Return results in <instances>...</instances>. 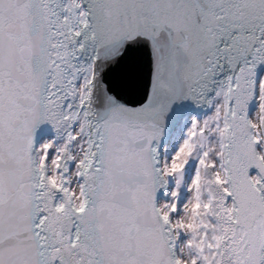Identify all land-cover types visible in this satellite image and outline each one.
<instances>
[{
	"label": "snow or ice",
	"instance_id": "6c2138e0",
	"mask_svg": "<svg viewBox=\"0 0 264 264\" xmlns=\"http://www.w3.org/2000/svg\"><path fill=\"white\" fill-rule=\"evenodd\" d=\"M254 119L264 0H0V264H264Z\"/></svg>",
	"mask_w": 264,
	"mask_h": 264
},
{
	"label": "rangeland",
	"instance_id": "374dc122",
	"mask_svg": "<svg viewBox=\"0 0 264 264\" xmlns=\"http://www.w3.org/2000/svg\"><path fill=\"white\" fill-rule=\"evenodd\" d=\"M254 115V114H253ZM51 138V137H48ZM191 180V173L188 172V174L185 176V183H184V187L181 189V193H180V198H179V203H178V213L174 214V215H178L180 210L183 207V204L187 202V200L189 199L191 193H189L187 191V185L188 183H190ZM175 189V181L172 179V182L168 185L167 187V192H166V200L165 199H161V202H169L171 201L172 197H171V192ZM184 239L183 234L181 235V240Z\"/></svg>",
	"mask_w": 264,
	"mask_h": 264
},
{
	"label": "water",
	"instance_id": "95a60500",
	"mask_svg": "<svg viewBox=\"0 0 264 264\" xmlns=\"http://www.w3.org/2000/svg\"><path fill=\"white\" fill-rule=\"evenodd\" d=\"M256 109V105L253 103L249 106V117H251V114L253 113V111ZM46 128V131L44 133L43 136L39 137V139H43L45 137H52L54 135V132L52 131L51 128H48L47 126H45ZM257 170L256 169H251L250 170V175L251 174H254L256 173ZM188 172L185 173V175L187 174ZM171 182V178H169V183ZM166 192H167V187L166 188H161L158 190L157 192V196H156V199H157V204H159L160 200L162 197H165V198H162V199H165L166 200Z\"/></svg>",
	"mask_w": 264,
	"mask_h": 264
},
{
	"label": "clouds",
	"instance_id": "9594fccd",
	"mask_svg": "<svg viewBox=\"0 0 264 264\" xmlns=\"http://www.w3.org/2000/svg\"><path fill=\"white\" fill-rule=\"evenodd\" d=\"M256 115L258 116L259 113H257ZM253 122L257 124L258 130H259L261 133H264V125H261L260 122H259V120H256V119H254ZM165 203H166V202H161V206L163 207V205H164ZM189 210H190V205H189V204H186V205H185V209H184V211H185V215L182 217L183 219H186V218H187V214H188ZM184 252H185V255H188V250H187V249H185Z\"/></svg>",
	"mask_w": 264,
	"mask_h": 264
}]
</instances>
